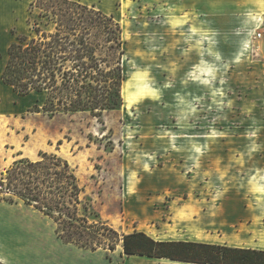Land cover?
<instances>
[{"label": "rangeland", "instance_id": "1", "mask_svg": "<svg viewBox=\"0 0 264 264\" xmlns=\"http://www.w3.org/2000/svg\"><path fill=\"white\" fill-rule=\"evenodd\" d=\"M34 1L0 0V75L15 36L30 34ZM76 1L121 26L123 105L100 120L32 113L42 97L18 96L0 79V173L56 154L78 179L88 219L120 235L264 251V0ZM15 214L43 242L1 246L5 264H26L30 253L46 263L50 255L36 252L56 245L87 264H174L126 256L120 243L114 252L80 249L41 213L0 203L5 222Z\"/></svg>", "mask_w": 264, "mask_h": 264}, {"label": "trees", "instance_id": "2", "mask_svg": "<svg viewBox=\"0 0 264 264\" xmlns=\"http://www.w3.org/2000/svg\"><path fill=\"white\" fill-rule=\"evenodd\" d=\"M30 34L7 48L0 79L21 97L35 93L29 112L88 113L100 120L123 105L124 41L120 24L95 6L73 0H36ZM3 59L0 53V60ZM82 188L69 163L56 154L20 159L0 173V203L38 211L56 225L57 237L84 250L195 264H264V251L190 241H158L144 232L118 234L98 216L87 217ZM106 259L111 260L109 255ZM0 264H2L0 262Z\"/></svg>", "mask_w": 264, "mask_h": 264}, {"label": "crops", "instance_id": "3", "mask_svg": "<svg viewBox=\"0 0 264 264\" xmlns=\"http://www.w3.org/2000/svg\"><path fill=\"white\" fill-rule=\"evenodd\" d=\"M73 1H76V0H73ZM10 205H12V204H10ZM10 215H12V214H10ZM13 216L16 217L15 221L14 222H9V223L5 222V219H1L0 218V222H1L0 223V247L3 246V245H7V244H14V246H19V245L22 246L23 244L36 245V243H40L41 244V242H43V239L41 238V236L40 237L39 236H34L31 233V231H30L31 229H29V227H28L30 222L28 224H26L25 223L26 220H24V218L22 216H18L17 214H15ZM24 234L30 235L31 236V238H30L31 241L25 242L23 240V235ZM158 241H161V240H158ZM177 241H188V240H177ZM190 242H195V241H190ZM200 243H203V242H200ZM38 251L39 252H36V254H37L36 256L44 257L45 255H50V260L49 261H47L46 263H38V264H54V262L56 260H58V262H56V264H73V262H74V264H79L81 262L87 264V262H88V260H83V259L79 260V261H77L76 259L75 260L71 259V256L70 257H68V256H65V257L60 256L59 254L61 252L69 253V251L64 249V248H62V246H59V245L54 246V248L52 250H50V251L48 249H44V248L38 249ZM92 252H95V251H92ZM27 254H28V252H27ZM27 254H25V256ZM30 255L33 256L34 258L31 261H29V260L25 261L26 264H36L35 263V254L34 253H30ZM22 256H23V253L19 254L18 257H20V258L25 257V256H23V257ZM92 259H93V261H95V262H93L94 264H101L99 259H95L94 257ZM160 260L170 261V260H165V259H158V261H160ZM0 262L2 264H5L2 258H0ZM108 262H111V260H108ZM170 262L174 263V264H195V263L177 262V261H170Z\"/></svg>", "mask_w": 264, "mask_h": 264}, {"label": "built area", "instance_id": "4", "mask_svg": "<svg viewBox=\"0 0 264 264\" xmlns=\"http://www.w3.org/2000/svg\"><path fill=\"white\" fill-rule=\"evenodd\" d=\"M261 35L260 34H258V37H260Z\"/></svg>", "mask_w": 264, "mask_h": 264}]
</instances>
